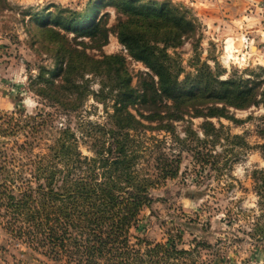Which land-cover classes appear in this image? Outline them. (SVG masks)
<instances>
[{"label":"trees","instance_id":"1","mask_svg":"<svg viewBox=\"0 0 264 264\" xmlns=\"http://www.w3.org/2000/svg\"><path fill=\"white\" fill-rule=\"evenodd\" d=\"M95 1L83 13L66 10L65 21L74 32L99 41V48L107 43L109 31L97 21L105 0ZM108 5L123 16L114 26L119 44L147 71L134 76L133 86L126 56L94 57L64 48L59 81L37 89L36 94L66 113L78 112L89 96L103 103L109 97L111 113L104 124L80 125L90 155L81 153L79 140L68 126L56 131L46 153L32 154L38 135L52 119L49 114L24 117V125H17L26 132L17 145L18 155L8 161L0 157V216L14 238L54 260L185 264L195 249L152 243L134 234L142 209L152 203L150 190L175 178L180 165L179 155L159 153L153 164L140 166L142 143L136 135L155 131L173 136L175 123L201 118L203 138L189 132L197 145L188 151L202 171L208 165L214 169L221 155L213 148L222 128L211 119L235 121L230 110L261 106L264 111V69L252 78L236 73L223 78L225 72L217 65L201 64L185 74L167 49L179 48L190 39L199 41V27L187 10L170 0H109ZM86 74L100 77L98 91L89 89ZM258 133L263 142L256 148L264 156V112ZM226 139L245 145L238 136L226 135ZM252 176L256 214L249 232L243 234L264 253V170ZM177 238L181 241L180 235Z\"/></svg>","mask_w":264,"mask_h":264},{"label":"rangeland","instance_id":"2","mask_svg":"<svg viewBox=\"0 0 264 264\" xmlns=\"http://www.w3.org/2000/svg\"><path fill=\"white\" fill-rule=\"evenodd\" d=\"M108 1L96 12L97 21L109 31L107 43L98 48L99 41L91 42L84 32H74L65 21L66 10L83 13L97 4L95 0H0L1 161L2 157L8 161L9 156L18 155L17 145L26 133L18 126L24 125V117L35 114H49L52 122L38 135L32 154L46 153L56 131L68 126L79 140L81 153L90 155L88 144L81 138L80 125L106 123L112 98L103 103L89 96L78 112L66 113L36 94L37 89L59 81L65 64L64 48L94 57L126 56L133 86L134 76L147 71L142 63L129 58L119 44L114 26L123 16ZM170 1L187 10L199 27L198 42L190 39L179 48L167 49L185 74L193 73L201 64L211 68L217 65L225 72L223 78L236 73L246 79L262 73L264 0ZM84 80L92 91L100 88V77L86 74ZM230 111L235 121L211 119L215 127L222 128L221 139L213 148L221 157L212 170L208 165L202 171L188 151L197 145L189 132L203 138L201 118L175 123L173 136L155 131L136 135L142 143L140 166L153 164L159 153L179 155L180 165L175 178L150 190L152 203L142 209L134 234L152 243H175L180 249H195L185 264H264V253L243 234L249 232L256 214L252 174L264 170V156L256 148L263 142L258 129L264 111L261 106ZM226 135L240 137L245 145L234 144ZM3 225L0 216V264H74L44 255L14 238Z\"/></svg>","mask_w":264,"mask_h":264},{"label":"crops","instance_id":"3","mask_svg":"<svg viewBox=\"0 0 264 264\" xmlns=\"http://www.w3.org/2000/svg\"><path fill=\"white\" fill-rule=\"evenodd\" d=\"M192 3V2H191Z\"/></svg>","mask_w":264,"mask_h":264}]
</instances>
